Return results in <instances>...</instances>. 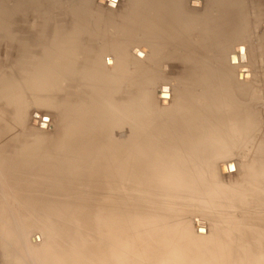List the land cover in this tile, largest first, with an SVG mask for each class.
I'll return each instance as SVG.
<instances>
[{"label":"bare ground","instance_id":"1","mask_svg":"<svg viewBox=\"0 0 264 264\" xmlns=\"http://www.w3.org/2000/svg\"><path fill=\"white\" fill-rule=\"evenodd\" d=\"M97 1L73 2L68 11L73 20L63 24L55 16L49 18L52 13L61 14L62 0H51V7L47 0H14L11 6L0 0V42H7L19 58L23 50L27 58L32 56L24 46L33 36L42 48L48 47L46 60H32L20 75L18 93L9 94L16 88L15 81L0 82V100L16 106L17 112L25 111L26 94H31L36 105L52 106L61 117L56 137L59 148L76 156L96 154L91 169L106 170L104 177L111 181V193L126 188V164L133 158L132 150L141 146L142 195L147 199L142 208L155 205L163 196L165 200L175 195L193 196L204 202L203 216L178 228L171 223V214H161L156 207L152 213L142 212V254L133 253L134 241L127 243L122 236L131 214L114 209L103 218L97 217L100 208L67 196L65 193L80 187L74 180L79 170L70 163L67 167L53 162L49 156L41 168L45 177L63 175L68 183L54 187L53 196H42L51 193L44 184L34 188L29 183H13L16 190L25 186L27 193L14 192L12 198L24 216L39 209L42 218H54L55 223L50 225L45 219L33 224L43 238L30 239V245L19 225L9 222L8 214L15 216L12 203H1L0 264H28L24 263L27 259L34 260L33 264H93L94 260L97 264H264V218L261 226L253 229L233 219L226 230L219 221L207 224L212 217L204 213L264 202V141L256 144L252 133L264 130L253 111V105L263 101L259 86L264 84V71L255 81L247 69L245 46L228 51L231 43L247 32L244 0H123L122 11L117 12L120 0ZM94 6L115 12L120 24L114 17L106 21V29L98 27V16L89 11ZM28 12L40 22L29 21ZM105 33L114 35L115 40L110 36L100 42ZM206 49L214 50L219 67L211 69L197 56ZM169 61L181 72L174 86L167 87L170 83L161 82L158 72ZM253 80L255 83L249 84ZM158 81L165 91L155 87ZM127 82L140 91L138 105L131 101ZM152 102L156 112L150 109ZM41 118L31 117L29 122L45 123ZM260 137L264 138V133ZM25 148L10 155L7 162L2 155L6 153L0 151V173L23 177L31 170L35 176L42 175L32 165L43 152L32 154ZM249 148L254 151L253 163L217 162L232 149ZM196 156L201 158L198 164ZM223 164L234 169L227 175L238 174L241 182L231 187L217 184ZM88 219L94 227L84 236L91 241L103 235L106 245L90 244L83 249L81 235L75 231ZM67 241L71 244L66 248ZM133 255L139 258L131 261Z\"/></svg>","mask_w":264,"mask_h":264},{"label":"rangeland","instance_id":"2","mask_svg":"<svg viewBox=\"0 0 264 264\" xmlns=\"http://www.w3.org/2000/svg\"><path fill=\"white\" fill-rule=\"evenodd\" d=\"M34 1L36 3L37 2L44 3L46 0L45 1L34 0ZM47 1H48L46 2L47 4L51 3V0H47ZM62 1H63L62 9H60L62 10L61 14L60 12L58 15H54V13H52L51 16H49V18L55 16V19L62 20L64 24V22H70L73 20V18L69 15L68 11H69V5H71L73 2H76V0H62ZM100 1H104V0H98L97 2L99 3ZM13 2L14 0H7L8 6L13 5ZM51 6L52 3L50 4L49 7ZM243 7H244L243 13L245 16L244 23H246L245 25H247L246 27L247 32L242 34L238 41L231 43L228 51L232 52L233 47L235 48L238 45L245 46L249 58L247 69L255 78L253 79L257 81V78L260 76V73L264 71V0H254L253 2L252 0H244ZM122 8H123V0H120L119 8L114 11L115 12L122 11ZM89 11L98 16L99 18L98 27L100 26V28L103 27L104 29H106V21L114 17H115V22L117 24H120V16L114 14L115 12L109 13L108 11H105L104 9L96 8L95 6L91 7ZM27 15L29 21L31 20V22L32 21L40 22V19H37L35 15L32 16L29 12ZM110 36L112 37V40L113 39L115 40L114 35H109L105 33L104 37L102 38L99 37V39H101L100 42L104 41L106 38ZM32 40L33 41L31 42L24 41L27 45L24 47H28L29 51L33 52L32 56H34V58H32V56L27 58L26 56L27 52L24 50H23L24 53L21 54L22 58L16 57V53L12 52V50L8 48L7 42L5 41L0 42V82L9 79L11 83H14L15 81V86H16V88H12V90H9L10 92L9 94L14 95L18 93L17 90L19 86L17 82H19V77L25 70H27V67L32 63V60H35L36 58L46 60L45 56L48 47L42 48L41 45L38 42H36V36L35 37L33 36ZM197 56H199L200 59L205 60L211 69L218 66L217 63L218 58L217 56H215L214 50L212 51L206 49L204 53L203 52L197 53ZM146 66H148V63L143 64L144 68H146ZM220 66L222 65L220 64ZM222 68L224 69V67ZM180 72H181L180 67H178L175 62L173 63L169 61L166 62V64H164V67H161L159 69L158 73L161 82L167 81L170 83L167 84L168 87V86H174L172 83L176 81L177 76L180 75L178 73ZM160 81L156 83L155 87L162 90L159 83ZM253 81L249 82V84L255 83V81L254 82ZM125 88L127 91L130 92L129 96L131 97L132 103L138 105L137 94L140 93V91L137 89V87H135L134 83L127 82ZM2 89H3L2 86H0V90ZM259 89L263 101L256 102L253 105V111L256 113L257 123L261 124V126H263L264 128V84H262V86L260 85ZM154 91L156 93V90ZM23 97H24L23 105L25 106L24 112L22 111L17 112L16 106L14 107V105H7L5 99L0 100V151L4 150V152L6 153V155L2 154L3 156H6L4 161L5 162L9 161L16 152H18L21 148L26 147L28 149H31L32 154L40 153L41 151L43 152L44 155H41V157L35 160L34 162L35 165L34 164L32 165L33 167L37 166V168H39L40 171L42 166L48 163L49 159L53 162L60 161L62 164H66L67 167L70 166L68 165L69 163L73 164L72 166H76V168H78L79 170V173L77 175V178H75L74 180H77L80 183V187H78L75 191H71L65 194L67 196L72 195V199L76 200V202L80 204H82L81 202H83L84 204H87L90 207L92 206L94 208H100L99 210H97L99 212V215H96L97 217L103 218L108 213H111L114 209L115 210L124 209V211L127 214L128 213L131 214L130 217H128L129 218L128 222L126 221V223L123 225V229L125 231L122 230L124 232L122 236L126 237L127 240L125 242L127 243L134 241L132 244L134 248L133 253L141 252L142 254V223L140 222V220L142 219V212H145V214L152 213V209L156 207L157 211H159V213L161 214L164 213H169V215L171 214L172 217L171 223H173L178 228L180 226L186 225L188 222L194 223L203 216L202 206H204V202L197 200V198L195 199L193 196L175 195L171 198H167L166 200L165 198H163L164 196L163 197L159 196L160 198L158 197L159 199L157 203H153L155 205H152L149 208H145V209L142 208V203H144V201L147 199L142 195V147L141 146L135 148V151L132 150V153H134V155L132 154L133 158H131V160L128 161V163L126 164V167L128 168L127 169L128 181L126 182L127 183L126 188L124 186V188L121 190L120 187L119 188L120 191H118L117 194L111 193L110 191L111 181L107 180L104 177V172L106 170L98 169L96 171H93V169H91L92 167H94L95 162L97 161L96 154L94 155L84 154V155L76 156L72 154V152L69 150H64L59 148V144L57 143L56 137L59 135L58 133H60L61 117L58 115V112L54 111L52 109V106L49 105L39 106L33 103V100L31 99L32 98L31 94L23 95ZM150 109H153L154 112L157 111L156 105L153 102H152V108ZM39 116H42L41 120L45 123L33 125L35 119H38ZM31 117L35 119H33L32 122H29V119ZM17 121H20L21 124H18ZM252 133L254 134L253 138L255 139L256 144L261 140L264 141V138L260 137V134L264 133V130L263 132L256 130L255 132ZM43 139L45 142L42 143ZM47 141L50 142L47 143ZM231 152L232 153L230 155L226 157H221L217 162L232 160L235 163H238L242 166H244L245 164L253 163V159H252L254 152L253 149L249 148L241 151L232 149ZM135 154H139V156L137 157ZM49 156L51 158L48 159ZM195 161L198 164L200 163L201 158L196 156ZM231 164L232 163H230V166H232ZM228 167L229 164L227 165L223 164L224 170L222 168V165L219 167V171H221L222 176L219 177L217 174V178L215 179V182L217 184L226 187H231L239 183L240 177L238 174L237 176L236 174L227 175L229 173H234V169L232 168L230 170ZM32 172L33 171L30 170L29 171L30 175L28 174L23 177L19 175L18 176L10 175V173L8 174V172L0 173V182H1L0 185L2 187V191H1L2 193L0 194V204L2 203L4 205V204L12 203L10 207L13 208L15 212V216L11 217L12 215L8 214V217H10L9 222L17 226L19 225L18 228H20L23 236L25 235L26 240L30 245H33V243L30 242V239L32 240L35 237H40V241H42L43 238L39 229H37V227L35 226L33 227V224L38 225L40 224L41 220L45 221L46 219L47 221L46 223H49L51 225L52 223H55V220L54 218L53 219L48 218L47 216L44 215L42 218V212H40L39 209H37V213L34 215L32 214L30 216H26V215L24 216L17 209L19 204L12 197L14 195V192L27 193L26 188H24L25 186H21V188L16 190L17 188L15 187L18 184L29 183L32 184V187L34 186V188H40L42 187V184H44L47 185L44 188L48 187L51 193H46L43 194L42 196H46V195L53 196L52 194L55 193L53 189L54 187H56L58 184L63 185L66 182L68 183L69 181L68 178L63 175L47 178L45 177V172L41 171L42 175L39 174L38 176H35ZM216 173L217 172H215V174ZM13 183L16 184V186L13 187L12 186ZM254 188L255 187H252V189ZM215 194L216 192H211V195H215ZM221 196L225 197L223 195ZM163 206L165 208L164 210H163ZM204 213L205 214L208 213L212 217L209 218V221H207V224L209 225L214 224V221L216 223L217 221H219L218 224L220 225L222 224L223 227L224 225H226L227 227L225 226V229L228 230L229 222L231 220L233 221L234 219L237 223L241 221L242 224L244 223L243 225L245 224L250 225L249 228L253 229L261 226L260 221L264 218V202H259V201L252 202L249 203V205L245 206L244 208H233V209L217 208L212 211L204 210ZM39 217L41 218L39 219ZM97 220L98 219H96V221ZM82 221L81 223H79V227H77V231L75 232L79 236L81 235V242L83 249L88 248L90 244L96 246L106 245L104 241L105 236L103 235L100 236L98 235V237H96L91 241L89 240V238L87 239V237H85L84 234L87 235V233L90 232L91 228L94 227L93 224L90 223L93 220L88 219L86 221L83 222ZM99 221L101 222V219H99ZM210 221H212V223H210ZM113 230H115V226L113 227ZM69 241L64 243L66 248L69 247L71 244V242ZM82 254H86V252H83ZM85 256L86 255H82L81 257L85 258ZM138 258L139 256L133 255L131 261L137 260ZM34 262L35 261L32 259H27V262L24 263L33 264ZM92 262L93 264H97L96 260Z\"/></svg>","mask_w":264,"mask_h":264},{"label":"water","instance_id":"3","mask_svg":"<svg viewBox=\"0 0 264 264\" xmlns=\"http://www.w3.org/2000/svg\"><path fill=\"white\" fill-rule=\"evenodd\" d=\"M241 48V47H240ZM163 91H165L166 89H162ZM164 97V95H162Z\"/></svg>","mask_w":264,"mask_h":264}]
</instances>
